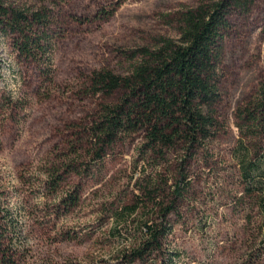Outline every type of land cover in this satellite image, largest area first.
<instances>
[{
	"label": "rangeland",
	"instance_id": "obj_1",
	"mask_svg": "<svg viewBox=\"0 0 264 264\" xmlns=\"http://www.w3.org/2000/svg\"><path fill=\"white\" fill-rule=\"evenodd\" d=\"M216 1L1 0L28 18L45 14L51 44L48 69L40 55L17 53V35L0 32V199L9 224L0 226L3 252L17 250L19 264H120L128 240L112 230L114 207L132 199L144 177L161 174L171 185L182 170L189 184L169 216L167 237L178 254L174 264H264V232L232 159L237 111L264 86V0L228 15L219 126L197 156L183 162L179 150L155 158L137 133L97 158L89 137L102 109L123 95L96 92L94 73L127 76L142 49L179 39L185 11ZM56 175L64 180L54 194L43 187ZM169 193H161L164 200ZM69 196L78 204L56 206Z\"/></svg>",
	"mask_w": 264,
	"mask_h": 264
},
{
	"label": "trees",
	"instance_id": "obj_2",
	"mask_svg": "<svg viewBox=\"0 0 264 264\" xmlns=\"http://www.w3.org/2000/svg\"><path fill=\"white\" fill-rule=\"evenodd\" d=\"M249 1L218 0L185 11L179 39H162L157 48L142 49L139 61L127 76L109 71L94 73L92 83L96 92H123L118 103L102 109L89 132L94 147H98L97 158L107 148L137 133L143 135L144 153L155 158L182 150L185 162L206 148L219 126L216 107L221 101V62L228 15L232 10L247 11ZM48 23L43 13L28 18L21 11L4 7L0 0V32L17 35V53L33 59L40 55L49 69L51 44L44 31ZM44 73L48 76L50 71ZM236 120L238 139L232 159L242 194L253 203L260 220L259 230L264 232V86L255 99L237 111ZM183 172H178L171 185L161 174L144 177L136 187L138 193L114 207L112 230L125 233L128 240L118 251L120 264H174L178 254L167 245L172 230L169 216L189 184ZM63 176H51L54 179L43 188L56 194ZM165 189L170 190L171 199L167 201L161 195ZM58 201L57 207H73L79 198L60 197ZM145 211L156 217H142ZM6 216L0 199V226L7 223ZM4 241L2 234L0 264H19L17 250L11 254L1 250ZM262 255L264 246L259 257Z\"/></svg>",
	"mask_w": 264,
	"mask_h": 264
}]
</instances>
